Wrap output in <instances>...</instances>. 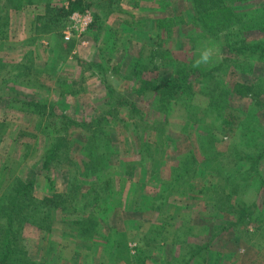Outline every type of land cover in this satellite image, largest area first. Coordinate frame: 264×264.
I'll use <instances>...</instances> for the list:
<instances>
[{
    "label": "rangeland",
    "instance_id": "374dc122",
    "mask_svg": "<svg viewBox=\"0 0 264 264\" xmlns=\"http://www.w3.org/2000/svg\"><path fill=\"white\" fill-rule=\"evenodd\" d=\"M70 1L0 56L8 264H264V0Z\"/></svg>",
    "mask_w": 264,
    "mask_h": 264
},
{
    "label": "crops",
    "instance_id": "0c3cea01",
    "mask_svg": "<svg viewBox=\"0 0 264 264\" xmlns=\"http://www.w3.org/2000/svg\"><path fill=\"white\" fill-rule=\"evenodd\" d=\"M60 0H2L0 2V25L4 23L7 40L0 45V56H14L15 45L19 46V52L27 53V47L32 48L34 36L39 33L40 26L50 25L53 14L49 13ZM67 6V5H66ZM65 6V7H66ZM18 23L20 26L17 28ZM50 31L47 32L50 40ZM21 49V50H20ZM53 49V48H52ZM6 53V54H4ZM29 53V52H28ZM21 53L17 55L22 56Z\"/></svg>",
    "mask_w": 264,
    "mask_h": 264
},
{
    "label": "trees",
    "instance_id": "16d2710c",
    "mask_svg": "<svg viewBox=\"0 0 264 264\" xmlns=\"http://www.w3.org/2000/svg\"><path fill=\"white\" fill-rule=\"evenodd\" d=\"M70 5H71V9L69 11L84 9L80 7L79 0L70 1ZM261 46H264V43L258 44L256 47L261 48ZM193 74H195L194 71H188L186 74L184 73L183 74L184 78L182 81H180V79L178 80L171 79L170 81H166L165 83L156 82L154 79L152 81H144V89L145 90L155 89L156 91H160V89L166 90L167 88L179 87L183 84V81L187 78L188 75L194 76ZM176 84H179V86H176ZM20 193H21V190L15 191L13 194V197L14 198L19 197ZM6 226L7 228L4 229L2 243L0 244V264H8L15 254L16 244H15L14 232H12V220H11L10 214L8 216V221H7Z\"/></svg>",
    "mask_w": 264,
    "mask_h": 264
},
{
    "label": "built area",
    "instance_id": "2783aa9c",
    "mask_svg": "<svg viewBox=\"0 0 264 264\" xmlns=\"http://www.w3.org/2000/svg\"><path fill=\"white\" fill-rule=\"evenodd\" d=\"M70 19L72 21V25L65 32L64 35L65 40H69L71 37L70 35H72L74 31L76 32L78 30L80 31L88 25V20L90 19V13L88 10H84L83 12L75 11L71 13Z\"/></svg>",
    "mask_w": 264,
    "mask_h": 264
},
{
    "label": "clouds",
    "instance_id": "9594fccd",
    "mask_svg": "<svg viewBox=\"0 0 264 264\" xmlns=\"http://www.w3.org/2000/svg\"><path fill=\"white\" fill-rule=\"evenodd\" d=\"M209 59H210V52L209 51H204L202 54H201V57L199 60H197L195 63L196 65H200L201 63H208L209 62Z\"/></svg>",
    "mask_w": 264,
    "mask_h": 264
}]
</instances>
